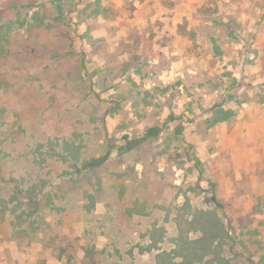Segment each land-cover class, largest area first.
<instances>
[{"label": "rangeland", "instance_id": "rangeland-1", "mask_svg": "<svg viewBox=\"0 0 264 264\" xmlns=\"http://www.w3.org/2000/svg\"><path fill=\"white\" fill-rule=\"evenodd\" d=\"M0 264H264V0H0Z\"/></svg>", "mask_w": 264, "mask_h": 264}, {"label": "trees", "instance_id": "trees-1", "mask_svg": "<svg viewBox=\"0 0 264 264\" xmlns=\"http://www.w3.org/2000/svg\"><path fill=\"white\" fill-rule=\"evenodd\" d=\"M150 135H154V133H150ZM156 136V135H155Z\"/></svg>", "mask_w": 264, "mask_h": 264}]
</instances>
